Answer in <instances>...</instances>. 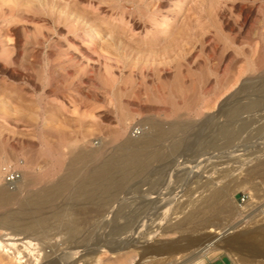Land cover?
Returning <instances> with one entry per match:
<instances>
[{
	"label": "rangeland",
	"instance_id": "1",
	"mask_svg": "<svg viewBox=\"0 0 264 264\" xmlns=\"http://www.w3.org/2000/svg\"><path fill=\"white\" fill-rule=\"evenodd\" d=\"M232 108L242 121L251 119L245 128H237L238 117L221 115ZM216 120L223 124L218 126L236 127L231 142L217 139ZM153 123L165 131L178 123L188 137L177 147L168 137L159 139L154 148L164 157L155 158L140 176L132 174L122 190L137 184L147 190L157 182L153 196L167 187L165 197L175 196L182 205L218 188L229 215L199 231L188 225L184 234L202 238L206 229L231 223L230 237L253 244L250 250L234 255L220 249L203 264L215 259L264 264L251 251L254 244L264 251L263 234H257L264 233V0H0V186L14 188L4 180L5 167L21 171L25 182L35 179L19 201L0 207V241L18 242L23 249L25 238L5 235L15 230L24 236L18 219L51 220L29 233L32 254L25 249L19 262L0 248V264H82L98 253L101 264L187 262L191 253L162 251L151 257L143 247L112 252L121 238L111 226L100 230V223L95 228L88 222L102 218V212L94 204L89 212L93 205L84 197L71 198L75 183L86 180L103 163L100 158L117 154L129 138L145 137ZM221 152L226 155L215 154ZM72 172L73 183L52 204L40 209L29 204L31 193ZM69 224L79 225V232L70 233L76 225ZM161 229L157 242L179 239L176 230ZM97 245L110 248L97 252Z\"/></svg>",
	"mask_w": 264,
	"mask_h": 264
},
{
	"label": "bare ground",
	"instance_id": "2",
	"mask_svg": "<svg viewBox=\"0 0 264 264\" xmlns=\"http://www.w3.org/2000/svg\"><path fill=\"white\" fill-rule=\"evenodd\" d=\"M243 107H244L243 103L239 104L238 111L240 112ZM238 111H235L232 108V109H229L227 112L221 113V115L225 116L226 118H236L239 116ZM240 117L238 118L241 121V125L240 127H237L239 128V130H241L242 128H245L251 120L245 117L246 119L242 121ZM226 120L228 119H225V121ZM208 123H209L208 119L203 122L204 127L201 132L203 131L204 132H203V135L201 134V137L199 135V137L202 139L204 138L203 136L205 135L207 126H209ZM215 123H216V126H218L217 124H222L218 122L217 120L215 121ZM177 125L178 123H172L170 126V129L168 131H165L164 130L165 127L161 123H153L151 125V129L149 130V132L146 133L147 135L145 134V137L139 136L135 139H130V138L129 140L127 139V141L122 143L121 147L119 148V151H116L117 154L111 157L103 156L102 158H100L102 160L104 159L103 163L101 162V165L98 168L90 171L86 180H81L77 184L75 183L76 186L74 185L75 187L72 190L71 198L79 199L81 197L82 198L84 197V199L86 200L88 204H91V205L94 204L95 207H98V209L102 212V215H101L102 218L97 219V218H94L95 217L94 216L92 219L90 218L91 220L89 219L88 222L91 224V226H95L96 223L97 224L100 223L101 224L100 230L102 229L104 230L105 228L111 226L112 228L110 232L121 238L119 241L120 244H117V247H114V248H110V247L104 248L101 245H97V247L99 246L97 252L104 251L105 249L110 248L112 252H115L116 254H121L124 251H127V249L129 248L143 247L144 250L148 251L150 254L153 253L151 257L154 256L156 253L162 254L164 252L165 254L169 255V254H177L180 252H183V253L186 252V253H191L190 259L187 262H184L183 264H203L205 262L206 255H208L209 253H211V255H214V251H217L220 249L227 250V252H230L234 255H239L238 252H241V251L250 250V246H252L253 244L252 245L250 244L249 246V244H246L245 242L238 243L240 240L237 241L236 238H235L236 240H233L230 237L231 233L233 232V228H232V225H228V224H231V223H228L227 225L223 224L224 227L222 228L217 227L214 229L208 228L209 230L206 229V231L203 233H207V234H203L202 238L200 234L199 235L198 234L197 235L187 234V236L184 234L183 230L185 229V227L188 228L187 227L188 225L192 224V227L194 228L193 230L199 231L200 229H203L207 226L216 225L217 223H220V222L222 223L223 220H225L226 217L229 215L228 214L229 211H227L228 207H226L227 204H225V201L223 200V197L218 188H214V187L209 188V190L203 195L201 194L199 198L191 199L183 203L182 205H179V203L178 204L176 203L175 196L169 197V198L165 197V194L167 193V189H166L167 187L165 189L158 191V193L153 196L152 193L155 191H153L152 188H155V185L157 184V182L154 186L152 185L150 189H147L145 187L147 190L142 188L143 184L142 185L137 184L135 187L127 191L122 190L124 185L131 180L132 174L135 173V176L136 175L140 176L141 172H144L140 170H146L147 168L149 169V167L152 166L151 164L155 158L159 159V158L164 157V154H163L164 151L162 152L160 149L154 148V146L156 145V142L159 139L161 140L163 137H168V139L173 142V146L177 147L184 141L186 137H188L184 133L181 134V131L183 132L184 130ZM222 125L218 126V130L217 128H215V130H217V139H221V141L225 140V142H231L233 138L236 136V134L238 133V130L236 129L235 126L233 127L229 125L228 126H222ZM215 133L213 131V134ZM211 134H212V131H211ZM222 138L224 140H222ZM203 140L205 141V139ZM208 140L209 139H207V141ZM206 152H207V149L204 151V154ZM200 154H201L200 156H202V153ZM215 154L217 156L219 155L220 157L226 155V153L224 152L215 153ZM208 156L206 155V157ZM206 157L203 159H207ZM199 158H202V157H199ZM202 161L203 160L201 159L200 162ZM195 164H197L198 166L199 163H195ZM136 170H139V171H136ZM75 171L76 170L73 169V172ZM73 172L68 175L66 173V176L62 179V181L59 184L54 185L53 187L51 186L50 188L48 187V189L46 188V190L41 191V192L38 191V192L31 193L27 197V201H29V204L34 206L36 209H40L43 207L46 208L47 205L52 204L54 200L59 197V194L62 193V190L70 186L71 181L73 183V179H74ZM161 179H162V176H161ZM28 180L27 182H25L26 179L24 181L21 179V181H19L15 185L13 190H11L10 187L7 188V186H0V207L8 206L12 204L14 201H17L19 199V195L23 193L24 191L28 190L31 187V185H33L35 182V179H32V178L31 180L29 181ZM75 180L77 181V179ZM149 181L150 179L148 180V182ZM140 190H143V192H148L149 194L148 195L146 194L143 197H139L137 194ZM123 191L125 192L124 194H122ZM94 205L91 208L88 207L89 210L88 209L87 210L90 212L92 208L93 209L95 208ZM79 208H80L79 210H81V206ZM100 211L98 212L100 213ZM85 212H86V205H85ZM8 213L10 216L16 217L17 219L19 217L20 218L22 217V213L20 211H9ZM60 213H61V210L60 212L59 211H55L54 213L52 212L51 214L52 216L49 215L48 218L54 217L55 219L58 215H60ZM66 214L68 213H65L64 215ZM240 215L242 214H239V216ZM32 216H33L32 218H34L35 215H32ZM205 216L207 218L202 219V217H205ZM97 217L99 216L97 215ZM245 217H246V214H245ZM39 218L38 219L36 218L37 220L34 219L31 221H29L28 219L23 220V221L21 219H18L17 223L19 222V224L22 226L21 229H23V231L25 229V232L27 230V233H28V234H25L24 232L23 237L22 236L17 237V236H20L19 234H22L23 232L19 233L18 231H15V230L5 234V235H9L8 239H12V240H19V239L25 238V240L22 241V244H21L22 246H24L23 249L18 247L17 245L18 242L13 241L9 243L7 242L8 244H4L5 242L2 243V241H0L1 250L4 251V253H6L7 255H11V256L14 255L18 257L19 262H21L22 259L25 257L24 255L25 249L28 250L30 254H32L31 251L33 249L31 250L30 247L34 245L35 243L33 242V239L29 237L30 236L29 233H34L37 231V228H38L37 224L46 223L47 221H49L46 218V216L39 217ZM117 218H120L119 220L120 222L116 223L115 219ZM172 219H176V220H174L173 222ZM216 220L217 222H215ZM170 221H172L173 223L168 224L170 223ZM3 224L1 223V225ZM86 224L88 225V223ZM74 225H70V226H74ZM158 228H162L160 231L164 233L172 231V230H176L177 232L180 233L179 239L175 241L173 240V242H170V240L169 242H160V243L157 242L156 237H157V233L159 232L157 230ZM258 229L262 230L263 228L259 227ZM79 230H80L79 225L78 226L76 225L72 228L70 233H77L79 232ZM241 234H244V233H241ZM257 234H260V236L261 234H263V236L260 238L261 239L264 238V233L262 231H260ZM243 236L247 238V236L249 235L247 234V236L245 235ZM253 237H256V235L255 236L253 235ZM245 239H243V241H245ZM249 239H250V236H249ZM242 243H245V245H242ZM8 245H10V248L7 247ZM254 246L255 248L251 250L253 251L252 253L253 257L254 256L259 257L258 259L259 262L264 261V251L262 247H258L255 244ZM12 247L16 249V252L14 250H11ZM38 253L36 254L38 255ZM36 254L33 253V255H36ZM144 255L146 254L144 253ZM35 259L36 261L39 260L37 256H35ZM101 261H102V257L98 253L92 257L90 256V258H88V261H85L82 264H101Z\"/></svg>",
	"mask_w": 264,
	"mask_h": 264
},
{
	"label": "built area",
	"instance_id": "3",
	"mask_svg": "<svg viewBox=\"0 0 264 264\" xmlns=\"http://www.w3.org/2000/svg\"><path fill=\"white\" fill-rule=\"evenodd\" d=\"M22 172L17 169H12L11 167L4 168V180L7 185L12 188L22 179ZM245 199L243 198V201Z\"/></svg>",
	"mask_w": 264,
	"mask_h": 264
},
{
	"label": "crops",
	"instance_id": "4",
	"mask_svg": "<svg viewBox=\"0 0 264 264\" xmlns=\"http://www.w3.org/2000/svg\"><path fill=\"white\" fill-rule=\"evenodd\" d=\"M208 264H229L228 261H220L219 259H215L212 261H209Z\"/></svg>",
	"mask_w": 264,
	"mask_h": 264
}]
</instances>
